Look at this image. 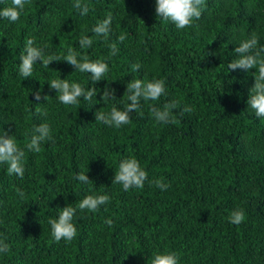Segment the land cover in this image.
I'll return each instance as SVG.
<instances>
[{"label":"trees","instance_id":"1","mask_svg":"<svg viewBox=\"0 0 264 264\" xmlns=\"http://www.w3.org/2000/svg\"><path fill=\"white\" fill-rule=\"evenodd\" d=\"M81 2L86 15L75 0H31L16 22L0 18V134L7 130L24 151L23 178L0 164V239L10 248L0 252V264H151L157 251L175 252L178 264H264V117L247 104L257 72L228 71L242 40L255 34L264 48V0H205L201 17L185 29L158 17L156 0ZM7 6L11 0L0 2ZM109 15L108 37L97 36L93 27ZM82 36L91 47H81ZM28 38L45 56L71 49L78 59L105 61L109 71L94 82L64 60L47 67L38 61L24 78L19 57ZM112 43L118 51L110 57ZM52 79L95 88L96 96L65 105L49 88ZM135 79L163 80L166 94L142 99L120 128L95 121V113L130 103L126 87ZM104 89L115 97L103 101ZM173 101L177 123L157 122L150 107ZM41 123L52 139L33 152L26 145ZM127 158L146 171L143 188L112 183ZM81 172L88 183L76 179ZM103 194L110 200L97 211L77 208L73 240H54L49 218ZM235 210L245 216L239 225L229 219Z\"/></svg>","mask_w":264,"mask_h":264},{"label":"clouds","instance_id":"2","mask_svg":"<svg viewBox=\"0 0 264 264\" xmlns=\"http://www.w3.org/2000/svg\"><path fill=\"white\" fill-rule=\"evenodd\" d=\"M2 2V0H0ZM31 0H11V6L0 9V18L7 19L11 22L19 20L21 11L26 4H30ZM74 8L80 11L81 15H86L89 11V6L75 0ZM205 7V0H156V15L165 21H169L178 29H185L193 25V21L198 20L202 15V10ZM112 18L109 15L105 19L99 21L92 29L97 36L108 37L111 30ZM125 36L121 34L118 39L120 42L125 40ZM34 39L28 38L25 42V52L19 57V74L24 78L32 77L33 65L38 61L42 62L45 67L49 66L52 61L64 60L68 64L74 66L80 72H87L91 74L92 80L100 81L103 79L108 71L109 66L103 60H89L87 56L78 59L77 53L69 49L67 55H48L45 56L43 49L34 46ZM93 41L90 37L82 36L80 38V45L82 48L91 47ZM258 38L252 34L250 38L242 40L234 49L238 54L235 60L228 64V71L256 69L255 82L249 90L247 100L248 107L254 110L257 117H264V57L261 53L264 48H258ZM118 49L115 43L110 45L109 56H115ZM139 65H133L134 70H139ZM49 82V88L56 90L59 94L58 99L65 105H76L79 103L80 97L85 101H90L93 96H96V89L85 90L80 83H69L65 79H52ZM127 103L126 107L121 110L113 106L108 113H95V121L102 122L109 126L120 128L122 125L130 123V113L137 111L140 102L157 101L162 95L166 94L165 82L163 80L144 81L135 79L127 83ZM110 97H115L114 90L104 89L102 100L107 101ZM35 99H41L39 90L35 92ZM46 99V97H45ZM39 104V103H38ZM177 107V102H169L163 105V108L155 106L150 107V111L159 123H177V120L171 116V110ZM184 111L190 112V108H185ZM35 112L39 115H47L46 109L40 107L35 108ZM28 135V133H25ZM52 139V131L47 123H41L31 130L30 142L26 147L33 152L41 150L42 142ZM24 151L18 147L15 138L5 130L0 134V164L7 165L8 175H17L21 178L24 176V167L22 159ZM76 179L88 183L89 177L85 173H78ZM147 179L146 171L141 168L139 162L135 158H127L120 161L118 170L115 172L112 179L113 184H121L124 190L132 187L143 188L144 181ZM155 184L161 190H165L168 185L162 180H156ZM16 192L23 198L24 192L17 188ZM110 197L107 194L103 195H87L79 201L77 207L67 205L61 208L58 218H49L48 223L51 226V235L56 242L60 240L71 241L77 234V229L73 223V218L76 214L77 208L80 211L88 210L95 212L101 205L109 202ZM230 222L236 225L242 223L245 219L242 210H235L231 213ZM105 223L111 225L112 221L106 220ZM9 245L0 239V252H8ZM151 264H178V257L175 252L171 251H157L151 257Z\"/></svg>","mask_w":264,"mask_h":264}]
</instances>
